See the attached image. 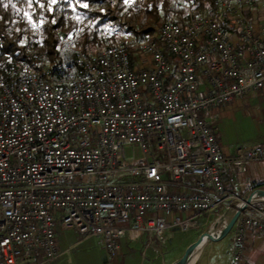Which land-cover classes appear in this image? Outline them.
I'll list each match as a JSON object with an SVG mask.
<instances>
[{"label":"built area","instance_id":"obj_1","mask_svg":"<svg viewBox=\"0 0 264 264\" xmlns=\"http://www.w3.org/2000/svg\"><path fill=\"white\" fill-rule=\"evenodd\" d=\"M258 1L190 10L183 25L164 24L155 37L94 56L67 39L57 64H24L0 76V264L55 260L59 219L85 237H103L116 253L127 235L166 240L174 227H195L194 217L146 222L150 212L210 214L239 200L222 166L242 175L264 150L224 155L205 115L264 93V27L247 16ZM135 48L145 56L134 62ZM200 75L209 87L202 95ZM127 145L146 160L128 161ZM126 173L132 180L114 181ZM166 174L186 178L193 192L168 191ZM248 229L264 234V200L236 222L228 264H246Z\"/></svg>","mask_w":264,"mask_h":264},{"label":"trees","instance_id":"obj_2","mask_svg":"<svg viewBox=\"0 0 264 264\" xmlns=\"http://www.w3.org/2000/svg\"><path fill=\"white\" fill-rule=\"evenodd\" d=\"M181 1L185 5L176 8L171 7L173 0H165L162 3L164 14L159 17L161 0H136L133 4L123 3V0H31L30 3L29 0H3L9 6L4 8L0 4V76L24 64L37 68L57 64L59 50L67 39L78 38V47L88 56L124 44H118L117 34H107L109 24L120 23L138 38L150 36L154 29L135 26L140 19L143 23L163 20V25H183L190 10L202 14L222 0ZM256 5L247 11L252 22ZM166 56L173 61L168 49ZM131 58L134 62L138 60L134 49ZM258 188H264V182H253L250 191Z\"/></svg>","mask_w":264,"mask_h":264},{"label":"rangeland","instance_id":"obj_3","mask_svg":"<svg viewBox=\"0 0 264 264\" xmlns=\"http://www.w3.org/2000/svg\"><path fill=\"white\" fill-rule=\"evenodd\" d=\"M164 1L165 0H161L158 12L159 17H162L164 14L162 8V3ZM135 2L136 0H132V2L128 4H133ZM184 5L185 3L181 0H173L171 7L180 8ZM252 12L253 24L258 28L264 27V0H259ZM140 20L136 23V27L138 24L139 28L145 25L154 29L150 37H155L156 32L164 23L163 20L159 23L153 20L150 22L145 20L143 23L142 19ZM106 32L107 34H117L118 44L130 42L133 41V38H138L137 36L129 34L127 28L120 23L109 24L106 28ZM135 50L137 56H145V52L140 48H135ZM208 114H216L218 116L212 130L217 136L219 148L224 153L234 155L240 149L251 150L259 148L264 150V93L249 94L244 99L236 100L220 109L210 111ZM179 131L181 132V130ZM184 137L186 138L185 134ZM158 153L159 151H154L153 156L156 157ZM126 156L128 161L146 160L142 152L133 145L126 146ZM125 180H132V178L126 173L122 174L120 178L114 179L115 182H123ZM165 182L166 184H176L180 181L174 180L171 174H166ZM262 182L263 181H259V183ZM253 191L254 190L251 192ZM247 197L245 196L242 198L239 196V200L233 203L231 208L234 209L235 205H238ZM227 212L226 210L224 211V207H221L218 213L211 216L208 221L206 218L201 217L194 219L193 222L198 225L207 221L208 224L201 228V231L205 233L212 227L217 219ZM147 215L146 220L159 216L156 214L153 217L149 213ZM176 216L183 218L182 215L177 214L174 217L162 216L161 219L173 223ZM214 227L215 224L212 230H214ZM198 234L199 231L196 229L182 231L180 228L174 227L168 231L166 240L155 238L154 242L150 244L148 240L144 242L141 240L140 242H137V240L131 241L129 235H127L122 242V249L118 250L116 253H110L106 249L103 237H85L81 235L75 227L66 226L59 219L56 235L60 254L55 260L40 264H170L176 258L180 260L183 257L187 248L192 244L191 242L197 238ZM224 241L226 242L223 244V249L225 245L229 243V237ZM146 246H148V248H146Z\"/></svg>","mask_w":264,"mask_h":264},{"label":"crops","instance_id":"obj_4","mask_svg":"<svg viewBox=\"0 0 264 264\" xmlns=\"http://www.w3.org/2000/svg\"><path fill=\"white\" fill-rule=\"evenodd\" d=\"M199 77H200V86H199L198 94L202 95V94H205L207 92L209 87H208L206 81L203 79V77L201 75ZM147 100L150 101L149 98ZM215 116H216V119H213V117H215ZM205 117L207 118L208 121H210L212 123V129H213V125H214L215 121L217 120L218 116L216 114L210 115L207 113L205 115ZM216 139H217V136H216ZM218 147H220L219 144H218ZM240 150L237 153H235L234 155H230V154L224 153L220 149L221 153H223L224 155L229 156V157L238 156L240 153ZM222 173H223L222 178H223V181L225 183V187L229 191L233 192L238 197L239 196L242 198L245 196L247 197V195L251 192L250 191L251 189H250L249 185L247 184V180L250 179L251 181L258 182V183H259V181L264 182V159H257V160L250 161L247 164V171L242 175H236V174L230 172L228 170L227 166H222ZM179 181L180 182H178L176 184H167V190L170 192H177V193H191V192H193V190H192L191 186L189 185L186 178H182ZM220 208H218L217 210H215L214 212H212L210 214H199V215H194L191 213L190 214H180V213H165V212H157V211L150 212L149 214L153 217H154V215L158 214L159 216H157L156 218H161L162 216H166V217L173 216L174 217L175 215L179 214V215H182L183 218L194 217V219H196V218L203 217V218H206L208 221V219L211 216H213L215 213H218ZM227 209H229V208L224 206V211L226 210L228 212L215 221L214 231L220 230L224 226V224H226L229 221L230 217L232 216V214H233L232 212L234 211V209H232V208H230L229 210H227ZM229 211H232V212H229ZM156 218L149 219V220H154ZM175 218H178V217L176 216ZM149 220H146V222ZM207 221L203 222L201 224H198V225L194 223L195 227H193L192 229H196L199 231L197 238H199V236L203 233L201 231V228H203L204 226H206L208 224ZM167 235H168V233H167ZM233 236H234V231L232 230L230 232V234L227 237H225L223 240H221L217 243L211 244V245H207V246L199 249L196 253V259H195L193 264H228L229 260L231 258ZM228 237H229V243L226 244L225 248L223 249V244L226 242L224 240H226ZM125 238H123L119 241V245H120L119 250L122 249V247H123L122 242H123V240H125ZM155 238H158V237L156 235L150 234L148 232L141 234L137 238H132L131 236H129V239L131 241L137 240V242H140V240H141L144 242V241L148 240L149 244L151 242H154ZM196 239H194V241H192L191 243L195 242ZM245 241H246V245H245L246 251H245V255H244L245 263L246 264H264V234L259 233L253 229H248L245 233ZM146 248H148V246H146ZM178 260H179V258H176L170 264H174Z\"/></svg>","mask_w":264,"mask_h":264},{"label":"water","instance_id":"obj_5","mask_svg":"<svg viewBox=\"0 0 264 264\" xmlns=\"http://www.w3.org/2000/svg\"><path fill=\"white\" fill-rule=\"evenodd\" d=\"M257 193L264 194V189L258 188L254 190L245 200H242L239 203V205L234 206V211H233L232 216L230 217L229 221L225 225L224 229L219 234H214L212 231L213 226L215 224L214 223L207 232L202 233L199 236V238L187 248L183 257L174 264H190L192 260V256L197 250L207 245L217 243L223 240L225 237H227L230 234V232L233 230L240 216L247 210L249 206L253 204L254 195H256Z\"/></svg>","mask_w":264,"mask_h":264},{"label":"bare ground","instance_id":"obj_6","mask_svg":"<svg viewBox=\"0 0 264 264\" xmlns=\"http://www.w3.org/2000/svg\"><path fill=\"white\" fill-rule=\"evenodd\" d=\"M263 200H264V194H262V193H257L256 195H254V201H263ZM229 212H232V211H229ZM232 213H233V212H232ZM226 224H227V223H226ZM226 224H224V226H223L220 230H217V231L212 230L213 233H214V234H219V233L224 229V227H225ZM197 251H198V250H197ZM197 251L193 254V256H192V260H191L190 264H193V263H194V261H195V259H196V253H197Z\"/></svg>","mask_w":264,"mask_h":264},{"label":"snow or ice","instance_id":"obj_7","mask_svg":"<svg viewBox=\"0 0 264 264\" xmlns=\"http://www.w3.org/2000/svg\"><path fill=\"white\" fill-rule=\"evenodd\" d=\"M31 2V0H29V3ZM132 2V0H123V3H131ZM0 4H2V6L4 7V8H7L9 5H8V3H3V0H0ZM84 6L85 7H87V4L85 3L84 4Z\"/></svg>","mask_w":264,"mask_h":264}]
</instances>
